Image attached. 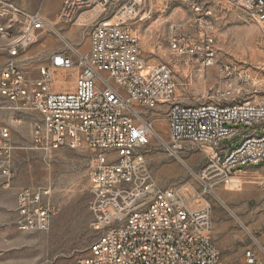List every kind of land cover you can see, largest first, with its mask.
<instances>
[{
  "label": "built area",
  "instance_id": "2783aa9c",
  "mask_svg": "<svg viewBox=\"0 0 264 264\" xmlns=\"http://www.w3.org/2000/svg\"><path fill=\"white\" fill-rule=\"evenodd\" d=\"M118 0H62L57 20L70 22L94 8L106 10ZM137 1V3H135ZM244 21L259 31L264 52V0H227ZM4 4V3H3ZM139 1L126 0L115 21H98L89 32L86 51L51 53L37 67V76L23 66V51L42 30L55 31L40 10L26 12L4 4L0 13V46L7 59L0 70V114L10 110L11 121L26 113L38 118L30 124V149L45 159L64 148L87 149L89 161L90 227L96 233L85 255L74 264H221L212 239V209L193 204L232 175L241 176L264 163V103L238 101L247 74L227 83L217 101L173 103L167 114V142L147 119L146 110L174 100V66L147 64L131 11ZM190 28L175 31L169 40L175 62L215 63L211 12L191 7ZM9 12V13H8ZM63 38V37H62ZM76 72L72 88L56 89V75ZM6 102V104L4 102ZM156 135L171 152L191 147L210 150L196 175L204 190L186 196L181 188H161L147 169L144 150ZM238 137L240 144L223 141ZM17 148L11 125L0 124V174L13 175L12 152ZM264 168V167H263ZM50 187L26 185L17 190L13 226L19 231H46L57 207ZM245 264H264V248L255 241L244 252Z\"/></svg>",
  "mask_w": 264,
  "mask_h": 264
},
{
  "label": "rangeland",
  "instance_id": "374dc122",
  "mask_svg": "<svg viewBox=\"0 0 264 264\" xmlns=\"http://www.w3.org/2000/svg\"><path fill=\"white\" fill-rule=\"evenodd\" d=\"M125 1L118 0L106 10L96 7L82 11L70 22L57 20L62 0H0V13L4 4H12L26 12L40 10L55 28L56 32L38 31L36 40L23 51L22 64L36 77L37 67L63 46L70 52L86 51L92 25L102 20L115 21ZM138 1V13H130L134 16L132 23L140 39L142 55L149 65L168 62L174 66V100L143 109L163 141L168 139L167 114L173 103L191 105L217 101L220 91L227 83H235L241 73L247 74L248 78L243 84H237L239 93L234 92L231 98L264 103V52L259 46L255 25L244 21L241 11L227 0ZM193 4H200L206 11L218 15L217 41L212 43L215 56L212 66L202 67L196 61L177 63L169 47L175 31L190 28L178 23L190 15ZM60 26L64 28L60 29ZM2 44L0 40V46ZM6 59L7 52L0 47V70ZM55 79L56 83H74L72 75L61 71ZM35 118L31 116L29 120ZM28 131V123L14 131L19 148L12 156L13 175L7 180L0 174V264H74L75 258L85 255L96 238L90 227L92 193L88 177L93 153L87 149L64 148L47 160L41 152L29 148ZM159 137L152 135L144 150L147 169L158 186L186 189V196L203 191L196 175L208 160L210 150L187 144L183 150L173 153ZM223 144H230L231 149L237 147L240 140L234 137ZM263 167L264 163L260 168L248 169L241 176L232 175L234 179L206 189L203 197L192 204L200 207L208 203L212 209V233L220 251L221 264H245V249L255 241L264 248ZM26 185L50 187V199L58 210L46 231H19L13 227L16 192Z\"/></svg>",
  "mask_w": 264,
  "mask_h": 264
},
{
  "label": "crops",
  "instance_id": "0c3cea01",
  "mask_svg": "<svg viewBox=\"0 0 264 264\" xmlns=\"http://www.w3.org/2000/svg\"><path fill=\"white\" fill-rule=\"evenodd\" d=\"M193 17H194V13H193L192 9L190 8V15L187 18H185L184 20H182L181 23H178V24H180L179 26H186V27L189 28V26L192 24ZM210 20H211L212 25H213L212 32H213V35H214V39H215V41H217V32L216 31H217V28H218L217 26H218L219 22H218V15H217L216 12L211 13ZM252 27H254V26H252ZM63 28H64V26H60V29H63ZM254 28L257 29L256 26ZM257 31H258V29H257ZM258 33H259V31H258ZM70 75H72L74 77V79H75L76 72H72ZM56 76H58V74ZM72 83H73V81L70 82V85H68V83H66V82L65 83H56V89L57 90L70 89V88H72V85H73ZM0 100H1V98H0ZM4 103L6 104V102H4ZM31 116H34V117L38 118V115L35 114V113H26V114H23V115L20 116L21 117L20 120L11 121L12 114H11L10 110L4 109L1 112V114H0V124H7V125L9 124V125H11V137H12V140L15 143L16 146L18 144H17V139H15L14 131L15 130L17 131L19 126L23 125V124H27L28 123L29 126H30L31 121L34 120V119L29 120ZM28 134H29V140L28 141L30 142V131H28ZM17 148H19V147L17 146ZM14 151L12 152V156L14 154ZM13 203H14L13 206L16 205V196H15V200H14ZM14 218H15V216H14ZM212 239H213V242L216 244V242L214 241V238H213V233H212ZM216 246H217V244H216Z\"/></svg>",
  "mask_w": 264,
  "mask_h": 264
},
{
  "label": "bare ground",
  "instance_id": "6f19581e",
  "mask_svg": "<svg viewBox=\"0 0 264 264\" xmlns=\"http://www.w3.org/2000/svg\"><path fill=\"white\" fill-rule=\"evenodd\" d=\"M234 179L233 177L229 178L228 180Z\"/></svg>",
  "mask_w": 264,
  "mask_h": 264
}]
</instances>
